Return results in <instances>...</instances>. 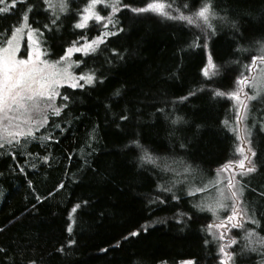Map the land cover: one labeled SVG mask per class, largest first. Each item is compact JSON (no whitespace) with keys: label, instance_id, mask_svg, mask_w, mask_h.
Segmentation results:
<instances>
[{"label":"trees","instance_id":"trees-1","mask_svg":"<svg viewBox=\"0 0 264 264\" xmlns=\"http://www.w3.org/2000/svg\"><path fill=\"white\" fill-rule=\"evenodd\" d=\"M111 2L104 0L97 10L107 15ZM146 2L151 0H120L129 7H121L115 25L107 29L103 21H90L84 29L74 27L86 0H68V11L55 25L44 0H17L15 7L0 14V30H6L0 32V46L28 14L30 27L41 30L43 47L54 58L73 42H85L81 34L92 40L106 30L115 33L88 53L78 68V73L94 74V82L59 87L61 96L69 97L56 99L57 106L67 105L61 114L50 113L48 124L20 145L0 149V249L5 250L0 252V264H133L134 260L220 264L219 247L235 238L237 244L226 250L238 252L249 243L243 238L249 230L255 233L251 246L257 251L238 252L232 264L264 260V244L259 242L264 238V114L263 119L250 115L252 101L242 125L252 132L257 171L237 174L236 207L242 227L233 228L225 219L232 200L220 212V223L228 225L222 230L213 226L211 211L195 206L202 200L211 202L208 199L217 194L215 185L187 194L190 184L214 180L220 166L240 158L234 152L235 133L222 123L228 119L236 127L235 101L213 96L212 90H234L240 73L252 79L262 64L258 59L251 73L245 67L253 55L264 56L258 43L264 42V0H214L213 6L235 21L236 28L217 24L215 35L207 36L151 12L131 11ZM196 2L189 0V6ZM193 32L199 36V47L189 46ZM209 56L217 66L210 68V75L216 72L211 78L202 72ZM198 87L203 90L188 96ZM117 90L119 95H114ZM246 90L257 93L250 86ZM184 96L188 98L178 100ZM121 115L127 119H119ZM175 116L182 121L173 124ZM132 139L165 158L173 169L179 171L173 160L191 164L193 176L185 179L173 171L141 165L139 153L125 147ZM244 212L259 223L245 218ZM132 231L139 234L129 236ZM222 232L224 240L219 239Z\"/></svg>","mask_w":264,"mask_h":264},{"label":"snow or ice","instance_id":"snow-or-ice-1","mask_svg":"<svg viewBox=\"0 0 264 264\" xmlns=\"http://www.w3.org/2000/svg\"><path fill=\"white\" fill-rule=\"evenodd\" d=\"M17 0H12V7H15ZM22 2V0H20ZM4 3V0H0V4ZM46 9L51 10L50 22L55 25L60 19L61 14H65L68 11L67 0H44ZM104 0H86V6L83 7L82 11L78 13V19L74 24L75 28L84 29L88 27L90 21H95L97 24L103 21L102 27L104 29L108 28L109 24L113 26L116 23L115 13L120 11L121 7H129V5H121L120 0H112V2L107 7L110 8V13L107 15H102L100 11L97 10L98 5H102ZM214 0H197L196 3L189 6V0H182L181 3H177V0H151V2H146L144 7H131V11L134 13L151 12L158 15L166 20L177 21L182 24L187 30H196L200 34L207 36L209 33L215 35L217 24L226 25L231 24L233 28H236L235 21H230L226 15H221L218 7H214ZM31 10V6L26 8V12ZM8 11V9H0V12ZM23 21L28 20L27 15L22 16ZM25 27L29 28L28 39L32 41L33 45H37L38 41L35 39V34L40 32L39 28L32 29L30 25L25 24ZM43 27L49 31L51 28L49 24H44ZM6 30H0L3 32ZM23 29L19 26L15 27V33L12 35L11 39H7L6 46L0 47V149H3L5 144L7 145H20L21 138H26L28 136H34L35 133L33 129L39 131V128L43 125L48 124L49 116L47 113L50 111L53 116H59L63 108L67 107L66 104L56 105V99L60 97L63 101H67L69 97L67 95L61 96L59 92V87L65 83L70 84L71 87H83L79 81H84L85 84H92L95 80V76L92 73H83L79 76L74 75L70 69L72 67V62H68V56L71 55L73 51L83 52L87 55L90 52L96 51L100 43H103L104 37L108 35H114V32L105 31L96 39L86 40L83 34H81L80 39L85 42L82 46H77L76 42H73V46L67 49V55L60 58V61H64L62 65L60 62L50 63L41 59L42 52L38 47H34V50L28 53L27 59H18L17 51L20 46L19 33ZM122 31V29H119ZM237 31H239L237 29ZM199 36L193 32L192 43L190 47H199L197 43ZM260 43V52H264V42ZM206 47V44H205ZM243 50V49H241ZM264 63V56L253 55L251 57L250 63L245 65L251 73L253 67L255 66L257 60ZM235 62V61H233ZM77 64L79 62H76ZM210 68L216 69L217 66L213 63L211 56L208 58V66L202 69L205 77L211 78V76L216 75V72H211ZM236 87L234 90L222 91L218 88L212 90L213 96L227 97L230 101H235V122L236 127L233 128L229 124V120L225 119L222 121L224 126L235 133V139L238 141L234 148V152L239 155V159L235 162L228 161L224 165L217 169L216 178L214 180H209L207 182H202L201 186H195L190 184L188 188V195H195L196 193L206 192L209 188L214 185H219L221 180L219 178V173L222 171H227L233 168V163H235L236 170H238L239 175L243 176L249 173H254L257 171V164L254 162V157L256 156V151L252 147L251 132L246 128L242 127V121L246 119L249 101L256 99L259 93L249 94L245 91V86L252 85L253 81L249 76H245L243 73L235 79L234 81ZM203 87H198L195 90H190L188 96L195 95L196 92L202 91ZM114 95H119V90H117ZM188 97H179V101H184ZM35 114V115H34ZM39 117L38 119L36 117ZM119 119H127L126 115H121ZM181 116H175L172 119L173 124H178L182 121ZM55 125V121L53 122ZM58 126V125H55ZM51 139V137H48ZM126 148H132L139 153L138 159L141 165L149 164L153 168H158L161 171H173L179 176H183L185 179L193 176V166L186 163L183 160H173L172 163L178 166V169H173L168 164L165 158L156 156L153 152L149 150L147 146L142 144L139 139H132L128 144L125 145ZM183 148L185 145L180 144ZM15 157V153H10ZM47 160V157H45ZM23 169H21L22 171ZM239 181L235 180V175L230 176L227 179V188L229 189L230 195L228 197L224 196L223 190L218 189L220 198L215 201V207L212 203L206 200H202L195 206L201 210H209L215 213L217 208H226L227 205L222 202L223 199H231L233 201L231 207V214L226 216L225 219L229 222L230 226L233 228H240L242 224L237 219L240 214L237 211L238 198L235 191V185ZM164 191H171L170 188L164 189ZM173 199H179L177 196H173ZM159 199V198H157ZM163 203V201H161ZM76 208L79 205L75 206ZM75 211V208L73 209ZM244 217L249 219L252 223L258 224L259 221L254 217L247 216V213H243ZM233 221H235L233 223ZM145 231L147 227L141 226ZM217 227L227 228L228 225L221 224ZM69 231L71 228L69 227ZM138 231H132L128 235L136 236ZM255 235L251 230H249L243 237L248 240L249 243L243 245L238 252H243L245 250L256 252L257 249L252 247V236ZM127 238V237H125ZM220 240L225 239V234L222 232L219 236ZM208 241H205L207 244ZM259 242L264 244V238H260ZM237 244L235 238H231L228 245H221L219 247V253L221 256L220 264H232L234 257L238 252L227 251V247H231ZM117 246H119L117 242ZM4 249H0V252H4ZM29 264H35L34 261L29 262ZM133 264H139L138 261H133ZM163 264V262H161ZM184 264H194L193 261H185ZM260 264H264V260H261Z\"/></svg>","mask_w":264,"mask_h":264},{"label":"rangeland","instance_id":"rangeland-1","mask_svg":"<svg viewBox=\"0 0 264 264\" xmlns=\"http://www.w3.org/2000/svg\"><path fill=\"white\" fill-rule=\"evenodd\" d=\"M68 1V0H67ZM12 5V0L10 1H5L4 3L0 4V9H8V11L11 9V6ZM6 11H3V12H0V14H3L5 13ZM28 16V14H25ZM25 24L27 25H30V21H29V16H28V20L25 22L22 20L21 24L19 27H21L23 29V31L21 33H19V42H20V46L18 48V51H17V58L18 59H27L28 58V53L32 52L34 50V47H38L39 50L42 52V56H41V59L45 60V61H48L50 63H55V62H60V64L62 65L63 63H65L64 61H60V58L67 55V50L66 52L59 56L58 58H54L53 56H51L50 54V51L49 50H46L44 47H43V39L39 33H36L35 34V39L38 41V44L37 45H33L32 41H30L28 39V31H29V28L28 27H25ZM32 29H35L34 27H31ZM106 31H109V30H106ZM41 32V30H40ZM105 32V31H103ZM102 32V33H103ZM16 34L15 31L9 36L8 39H11L12 38V35ZM98 37V36H97ZM96 37V38H97ZM107 37V36H106ZM104 37V39L106 38ZM94 38V39H96ZM25 40L28 41L27 43V47H25ZM7 43V42H6ZM6 43L0 47H4L6 46ZM84 43V42H83ZM82 43V44H83ZM82 44L80 45H77V46H82ZM68 49V48H67ZM86 55L83 53V52H77V51H73L71 53L70 56H68V62H72V67L70 69V71L74 74V75H81L83 74L82 72L78 73V68L79 66L81 65L82 63V59L85 57ZM76 62H79L78 64ZM252 81H253V84L252 85H247L245 86V91L247 92L246 89H248V86H250L252 89H254L256 92L259 93V95L257 96L256 99H253L251 100L253 102V107L250 109V115H252V112H253V117H257V118H262L263 119V114H264V63H262L260 65V67L257 66V69H256V72L253 74V77H252ZM80 84H83L84 81H79ZM85 84V83H84ZM65 85H70L68 83H65L63 84L62 86H65ZM61 87V86H60ZM57 105V104H56ZM249 112V110H248ZM51 112L49 111L47 113V115H49ZM35 115V114H34ZM37 119L39 118L38 116L36 117ZM250 118V116H249ZM247 129V128H246ZM248 130V129H247ZM33 131L35 132L36 130L33 129ZM250 131V130H248ZM251 132V131H250ZM252 133V132H251ZM252 135V134H251ZM28 137H31V136H28ZM23 138H21L22 140ZM7 144H5L6 146ZM238 170H236V166H235V163H233V168L232 169H229L227 171H222L219 173V178L221 180V183L219 185H215L217 187V194L215 196H211L212 193H211V199H208V196H207V199L211 202L209 203H212L213 204V207H215V201L216 200H219L221 199L220 198V195H219V191L218 189H222L223 190V193H224V196L225 197H228L230 195L229 193V189L227 188V179L230 177V176H233L235 175V180H237V174H238ZM238 181V180H237ZM232 191H235V192H238V183L235 185V188L232 189ZM239 193V192H238ZM229 200L231 199H223L222 202L224 204H226ZM224 209V208H217V210L215 211V213H213L214 217H215V224H213L214 227H216L218 229V225H220V220L222 219V216L220 214L221 210ZM237 211H239V209L237 208ZM239 213V212H238ZM241 214H239L237 216V219L238 217L240 218ZM234 222V221H233ZM223 228H220V230H222ZM230 232V231H229ZM228 232V233H229ZM186 261H192V260H186ZM185 261H183L182 263L180 264H184Z\"/></svg>","mask_w":264,"mask_h":264},{"label":"bare ground","instance_id":"bare-ground-1","mask_svg":"<svg viewBox=\"0 0 264 264\" xmlns=\"http://www.w3.org/2000/svg\"><path fill=\"white\" fill-rule=\"evenodd\" d=\"M242 123V122H241ZM242 127H243V125H242Z\"/></svg>","mask_w":264,"mask_h":264}]
</instances>
